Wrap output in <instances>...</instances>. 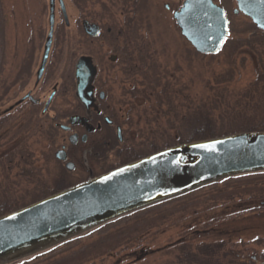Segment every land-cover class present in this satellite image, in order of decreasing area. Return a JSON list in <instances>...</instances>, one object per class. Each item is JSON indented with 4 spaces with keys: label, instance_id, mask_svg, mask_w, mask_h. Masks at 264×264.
<instances>
[{
    "label": "rangeland",
    "instance_id": "374dc122",
    "mask_svg": "<svg viewBox=\"0 0 264 264\" xmlns=\"http://www.w3.org/2000/svg\"><path fill=\"white\" fill-rule=\"evenodd\" d=\"M183 1L146 0L143 8L146 25L138 33L149 42L150 53L153 49L157 62L167 66L179 78L184 87L183 94L188 95L183 100L192 98L193 102L205 103L207 108L209 102L206 101L216 98L217 106L213 115L219 127L238 129L245 125L264 126V42L262 44V39L251 38L257 35L254 25L243 14L232 12L233 7H236L235 0H214L229 9L228 37L213 55L199 53L182 36L173 17V12L182 6ZM64 2L70 23L66 26L57 6L53 46L40 86L34 95L46 99L52 85L61 82L52 110H65V104H74L75 101L79 104L75 97V63L81 55H87L97 66V85L107 89L106 98L111 99L108 105L116 111L117 107H113L112 101L118 100V96L126 100L133 81L122 79L120 69L115 65L117 60L111 62L114 57L112 53L115 52L112 50L113 45L106 41L105 34L110 20L101 14L100 3H88L81 7L77 0ZM47 13L48 0H0V60L3 65L0 69L8 84L0 107L8 105L12 99L19 98L32 87L47 33ZM90 18L103 25L102 34L93 41L84 31V22ZM117 18L122 23L123 14L119 12ZM116 39L117 46L121 45L122 38ZM23 60L27 62L28 75L16 78ZM214 76L228 81L217 84ZM138 103L136 109H131V114L126 101L121 109L124 121L128 117L132 120V126L125 123L124 128L129 131L127 143L133 144L136 152L150 147L149 141L155 134L152 135L150 130L156 127V124H152L155 113L152 104L141 98ZM41 107L35 110L30 105H24L20 112L7 113L0 120L4 125L0 129V193L4 192L12 200H17V206L31 202L40 193V188L31 180V176L38 178L34 173L37 167H40V177L50 182L54 179H50L53 174L64 169L68 177L60 180L67 186L123 163L119 158L120 147L117 148L119 142L118 146L112 148L113 151L108 150L95 160L90 157V153L87 158L81 157L73 169L58 163L54 153L64 142L66 133L53 125L52 111L41 118L38 128L23 129L24 134L18 132L12 136L16 130L23 128L24 121L21 119L26 118L25 114L33 111L34 115L39 116ZM51 125L54 127L53 132ZM23 139L32 153L33 175H23V171L31 168L29 163L17 158L8 161L12 149L15 146L19 148ZM94 139L95 136H91L89 142L92 143ZM144 139L148 142L140 144ZM246 179L249 182L243 186L263 191V194L243 190V186H239L240 180L219 183L165 202L53 252L20 263L177 264L175 255L180 246L186 245L194 250L197 244L221 242L222 248L211 251L209 255L200 254L202 256L199 255L198 259L203 263L195 264H264V208L257 207L259 201L264 202V173ZM144 216L148 219L142 223ZM132 226L137 228L130 232L131 238L128 235L123 239L118 234L113 235ZM107 233L112 235L107 236ZM115 237L118 239L117 244L108 250Z\"/></svg>",
    "mask_w": 264,
    "mask_h": 264
},
{
    "label": "water",
    "instance_id": "95a60500",
    "mask_svg": "<svg viewBox=\"0 0 264 264\" xmlns=\"http://www.w3.org/2000/svg\"><path fill=\"white\" fill-rule=\"evenodd\" d=\"M237 8L264 30V0H236ZM56 5L69 26L64 0H48L47 33L34 73L39 82L53 43ZM184 38L202 54L219 50L227 36L224 9L213 0H184L173 12ZM84 31L97 36L99 26L84 22ZM96 68L92 59L81 55L75 63V94L86 110L93 103ZM55 94L50 93L44 111ZM100 97L103 93L100 92ZM30 92L0 107V117L11 112ZM69 123L83 124L92 130L86 116L72 115ZM66 130L68 126L59 124ZM122 139L120 129L117 130ZM71 143L77 135L69 137ZM86 140V133L81 137ZM194 145H215L207 151ZM55 156L65 160L63 150ZM66 168L73 169L67 162ZM264 172V130L240 131L207 139L179 143L124 163L100 175L89 177L37 201L0 216V264L31 257L82 235L109 221L160 203L225 178Z\"/></svg>",
    "mask_w": 264,
    "mask_h": 264
},
{
    "label": "trees",
    "instance_id": "16d2710c",
    "mask_svg": "<svg viewBox=\"0 0 264 264\" xmlns=\"http://www.w3.org/2000/svg\"><path fill=\"white\" fill-rule=\"evenodd\" d=\"M94 2L100 3L101 11H102L101 14H104L106 18L110 20V22L108 23L110 32L106 34L107 35L106 41L111 46L113 45L112 48L113 50H115L116 53H118L116 38L119 36V32L122 29L124 30L123 33L126 40L124 44L125 48L123 49L124 53L122 52L123 55L118 54L119 58L115 64H117V67L120 69L119 74L122 75V79H130V80L132 79L133 85L132 88L127 91L129 97H127L126 100H124V98L121 99L119 98L118 100L116 99L115 100L116 104L115 101H112L113 107L115 109L118 106L123 107L126 101V104L130 106L129 113L131 114V109L132 110L136 109L135 105L140 104L138 103V101L141 98L142 101L151 103L152 109H155V113L152 116V124L154 125L156 124V127L150 130L152 135L155 133L152 137V141H149V143L151 144L150 147L145 149H140V152H136L135 151L136 149L134 148L133 144L128 145L127 139L129 137V131L125 130L124 145H123L125 146V150L122 154L119 152L120 154L119 158H121V161L123 162L122 164L179 143L190 142L200 139H207L215 136H221V135H226L240 131L264 130V126L253 127L252 125H245V127L241 126L238 127V129H232L230 128V126L226 127L225 129L222 128L221 126L219 127L218 124L215 122L213 115L214 112L213 110L217 106L215 103L216 98L213 99L210 98L209 100L206 101L209 102L208 103L209 107L207 108L204 105L205 103L193 102L192 98H187L188 100L187 99L183 100L185 99L184 96L188 97V95L183 94L184 87L181 86L179 78H177V76L173 72H171L167 68V66L165 65L163 66L161 63L157 62L154 56L155 51H153L152 49V53H150L149 42L141 38V36L138 33V31L140 30L141 32V29H143L144 26L146 25L145 16L143 12V8L146 5V0H104V1L77 0V4L79 3L78 5L81 7L83 5H87L88 3L94 4ZM119 12L123 14L122 23H120V21L117 18ZM89 15L92 17L91 13ZM26 63L27 62L23 60L18 71L19 76L16 78H22L23 76L28 75V70L27 67L25 66ZM0 66H1L0 68H2L3 66L1 60H0ZM1 72L2 70L0 69V100L5 95L6 89H8V84L4 81ZM136 76L139 79L138 81H136ZM214 77H216L217 84L228 81V79L226 78L221 79L220 77L218 78L217 76ZM223 91L226 92V89H223ZM215 94L218 95L217 92ZM108 95H110V93H108ZM109 99L110 97L106 98L107 102L111 104L110 101L111 99L110 100ZM163 107L165 109H163ZM112 110H110V112H112ZM113 112H115V110ZM33 113H34L33 111H29L25 114L27 115L26 118L24 117L25 119H21V121H24V123H22L23 128L16 130L12 134V136H14V134L18 132L19 134H24L25 133L24 130H26L27 128L39 127V122H41V118L43 117L34 115ZM6 116L7 114L1 116L0 120L4 119ZM125 123L132 126L131 118L128 117L124 121V124ZM2 124L3 123H0V129L4 126ZM50 128L52 129L53 132L54 127H52L51 125ZM12 136H10V138ZM90 138L88 139L87 143L83 145L84 148L85 147L92 148L93 152L99 153L100 155L99 157H101V155H103L104 152H107V150L104 147V144L101 141H99V139L95 138L94 141L91 143L89 142ZM146 142L148 141L144 139L142 140V142H140V144H146ZM19 146H20L19 148L15 146L12 149V154L8 155L9 158L8 161H10V159L12 160V158L14 159L17 158L21 162L23 161L29 163L31 168L28 171L27 170L23 171V175L26 174L33 175L32 171H34V168L32 165V160H30L32 158V153L28 151L29 148L24 139L21 141V144H19ZM84 148L82 146L79 148L80 158L82 157V153L80 151H82V149ZM91 158L95 160V157H91ZM57 162L59 163V161ZM35 170L36 172L34 171V173H36L38 178L31 176V180H33V184L36 183V186L40 188L39 191L40 193L35 195V198L29 203L37 201L63 188L71 186V185L65 186L64 181L60 180L64 177H68V174L64 169H60V171H58L56 175L53 174V176L50 177V179L54 178L52 182L47 181L45 178L40 177V167H37ZM263 173L264 172H257V173L239 175V176L225 178L222 179L221 181L210 183L201 188L195 189L193 191L187 192L177 197L148 206L141 210L134 211L125 216L109 221L82 235H79L66 242H63L55 247L37 253L31 257H28L27 259L17 261L15 264L20 262L24 263L28 260L41 257L45 255V253L47 254L53 252L54 250L60 248L61 246L69 244L73 241H78L81 238L91 235L92 233L97 232L109 225L115 224L121 220L132 217L139 213H143L151 208L157 207L173 199L180 198L184 195H189L206 187H213L214 185H217L219 183L231 182L232 180H240L239 186H243L245 183L248 184L249 182L246 178H250L255 175H259ZM243 180H247V181L244 182ZM241 188L247 191H257L247 186H243ZM239 190L241 189L239 188ZM257 192H259L258 193L259 195L263 194V191L262 192L257 191ZM4 194H5L4 192L0 193V216L29 204L27 203L24 205L17 206L16 205L17 200L16 201L15 199L12 200L9 196ZM258 204L259 206L257 207L264 208V202L259 201ZM157 214L158 213H156V215ZM142 219H143L142 223H144L145 220L148 218L147 216H144ZM135 228L137 227L132 226L128 229L123 228L121 229V231H118V233L116 232L113 235L118 234L123 239L125 236L127 235L129 236L130 232H134L132 230H134ZM106 235L107 236L112 235V233H107ZM129 237L131 238V236ZM117 241L118 239H116L115 237V239L111 242V246L108 247L107 249L108 250L112 249V247H114V245L117 244L116 243ZM221 245L223 246V243L221 242L201 243L195 245L194 250L193 247L189 248V246L182 245L179 247V249H177L178 252L177 255H175L177 264H195L197 262L201 263L202 261L198 259L200 254L209 255L211 251L213 252L215 250L220 249ZM250 260H252V262L254 261L252 258Z\"/></svg>",
    "mask_w": 264,
    "mask_h": 264
},
{
    "label": "flooded vegetation",
    "instance_id": "af4514ba",
    "mask_svg": "<svg viewBox=\"0 0 264 264\" xmlns=\"http://www.w3.org/2000/svg\"><path fill=\"white\" fill-rule=\"evenodd\" d=\"M215 3L220 5L224 9L225 15H226V18H227V22H228V29H229V21H230L229 17H228L229 9H227V6L225 4H222L221 2H215ZM232 12L235 13V14H238V13L243 14L242 12H240L238 10L237 2H236V7H233ZM243 15L250 20L251 24L254 25V32L257 35H255V36L252 35L251 38L256 37V38L262 39V44H263V42H264V30L258 28L256 26V24L253 22V20H252V18L250 16L245 15V14H243ZM88 22L89 23H95V24H97L99 26L98 36H95V37L94 36H89L91 38L90 40L93 41L95 38H98L102 34L101 27H103V25H101V24H99V23H97L95 21H92L91 18H90V20ZM123 31L124 30L122 29L119 32V36H118V37L122 38V44L118 45V53H116L115 50L113 51L115 53H112V54H114L113 55L114 57L112 58L111 62H114L115 60H118V58H119L118 54H122L123 55V53H124L123 49L125 48L124 44H125L126 40H125ZM106 32L107 33L110 32V28L109 27H106L105 34H107ZM225 40H224V43H225ZM53 42H54V38H53ZM52 46H53V43H52ZM52 46H51V49H52ZM51 49H50V52H51ZM112 50H113V48H112ZM263 53H264V49H263ZM49 55H50V53H49ZM47 62H48V60H47ZM46 66H47V63H46ZM46 66L44 68V72H45ZM94 66L96 68L95 76H94V79L92 81L94 100H93V103H92V105L90 106V108L88 110H86V108L84 107V105L80 101H78L79 104L76 101L74 102V104H71V103L70 104H65V106H66L65 110H63V109L61 111L60 110H52L54 99L57 96L58 89H59V86L61 84V82H59V83L55 82L52 85V87L50 89V92H49V94H50L54 90V86H55V94L52 97V99L49 102V104L47 105V109L44 111V107L46 105V101H47L49 95L47 94L46 99H44V98L40 99V97H36L34 95L37 92V90H38V88L40 86L42 77L44 75V72H43L42 77L39 80V82L37 84H35V79H34L33 83H32V87L29 88L23 94V95H25L27 92H30V94L32 95L33 99H38L39 101L37 103H34V102H32V100L26 99V100H24L21 104L16 106L11 111V112H13V111H19L20 112L21 111L20 109H23L24 105H30L31 108H34L35 110H38L37 108L42 106L41 110H40V113H39V116H41V117L47 116L48 112H50V111L53 112V116L51 117L52 118L51 121L53 122V125L55 127H57L58 129H60V130H62V131H64L66 133V136L64 138V142L61 144L60 148L58 149V150H60V149L63 150L64 155H65V160H60V159H58L55 156V154H56V152L58 150L55 151V153H54V158L57 161L61 162L64 167H66V163L67 162L73 163V168H74V166H76V164H77V162L79 161V158H80L79 148L81 146L85 145L87 143L88 139L91 136H95V138L99 139V141H101L104 144V147H105V149L107 151L108 150L113 151L112 148L118 146L117 142H119V146L117 147V148L120 147L119 148V152L122 154L124 152V150H125V146H123L124 145V133H125L124 125L125 124H124V119L121 116L122 115V113H121L122 106H118L116 111H115L117 113H115V112H113L114 110H112L113 109L112 106L110 107L108 105V102L106 101L107 89L106 90L102 89V88H100L97 85L99 77H98V80L95 81L98 72H97L96 64H94ZM99 84H100V82H99ZM100 86H101V84H100ZM100 92L103 93V97H100ZM44 94H43V96H44ZM75 97H77L76 94H75ZM118 98H120V96H118ZM13 100H15V99H12V101ZM110 110H112L113 113L110 112ZM21 114L23 115V113H21ZM72 115L86 116L88 118V123L92 126V130L87 132L86 131V127L83 124H73V125H71L69 123V117L72 116ZM59 116H63V118H60ZM62 121H64V123H62ZM59 124H64V125L68 126L69 129L64 130V129H62L59 126ZM118 128L120 129V132H121V137H122L121 140H119V138H118V133H117ZM85 133H86V140L82 141L81 137ZM72 134H76L77 135V141L75 143H71L70 140H69V137ZM88 153H90V157H95L96 158V157L100 156L98 152H93L92 148H85V149L82 150V157L83 158H87V155L89 157ZM89 173H90L89 175H91V171Z\"/></svg>",
    "mask_w": 264,
    "mask_h": 264
},
{
    "label": "snow or ice",
    "instance_id": "6c2138e0",
    "mask_svg": "<svg viewBox=\"0 0 264 264\" xmlns=\"http://www.w3.org/2000/svg\"><path fill=\"white\" fill-rule=\"evenodd\" d=\"M194 147L197 148H202L207 151H214L215 150V145H194Z\"/></svg>",
    "mask_w": 264,
    "mask_h": 264
}]
</instances>
